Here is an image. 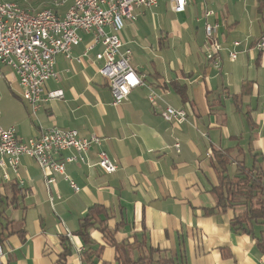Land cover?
Here are the masks:
<instances>
[{
	"label": "crops",
	"instance_id": "0c3cea01",
	"mask_svg": "<svg viewBox=\"0 0 264 264\" xmlns=\"http://www.w3.org/2000/svg\"><path fill=\"white\" fill-rule=\"evenodd\" d=\"M50 2L46 5L50 7H43V1L31 9L47 8L62 15L73 0ZM136 14L120 36L135 46L132 65L161 93L157 104L148 101L145 86L114 104L107 81L98 72L101 62L94 61L101 45L89 49L94 44L91 34H82L70 57H56L57 76L47 82L45 92L62 90L63 96L43 101L36 115L23 98L13 69L0 65L1 124L16 127L20 140L52 126L103 140L90 149V166L66 163V175L55 171L46 177L27 155L21 157L17 172L6 169L7 179L0 167V193L13 196L16 183L17 191L21 189L8 209L14 223L13 233L4 240L5 264H59L66 247L72 250L66 263L83 264L80 253L85 245L76 232L96 204L110 213L108 223L117 227L118 242L143 240L172 256L182 251L187 264H264L256 240L233 231L232 209L207 213L217 204L212 190L219 184L215 149L228 148L264 171V50L256 46L264 35V0H187L183 12L173 11L169 0H159L153 8L136 9ZM207 23L217 25L223 46L215 58L217 65L206 43ZM145 24L160 32L157 45H148L147 36L138 39ZM235 41L241 45L235 47ZM172 45L174 59H166L163 50ZM234 49L236 59L229 55ZM166 104L184 108L187 120H165L161 113ZM100 149L118 165L115 172L107 173L96 164ZM74 153L64 152L61 159ZM247 153L249 161L242 157ZM230 169L234 172L236 165ZM91 235L104 244L100 231L92 229ZM102 259L116 264L115 249L105 245Z\"/></svg>",
	"mask_w": 264,
	"mask_h": 264
},
{
	"label": "built area",
	"instance_id": "2783aa9c",
	"mask_svg": "<svg viewBox=\"0 0 264 264\" xmlns=\"http://www.w3.org/2000/svg\"><path fill=\"white\" fill-rule=\"evenodd\" d=\"M175 12L186 9L187 0H169ZM159 0H73L65 14L59 15L51 9L32 10L0 0V65L13 69L23 90V98L36 115L43 101L63 96L62 90L46 91L47 82L56 77L55 63L59 54L70 57L73 47L83 40V33L91 34L93 45L101 48L95 53L100 75L107 81L114 104L126 101L130 93L145 86L148 89V101L157 104L162 99L161 93L146 84L145 79L132 65V50L125 48L121 32L126 22L137 18L136 9L153 8ZM57 5H61L57 3ZM213 12L210 11L209 14ZM206 43L210 48V57L217 65L216 56L223 50L217 39V25L206 24ZM235 47L241 45L235 41ZM264 50V35L256 43ZM232 59L238 56L237 50H230ZM2 73L0 71V77ZM1 104V101H0ZM184 108H175L166 104L162 116L167 121L182 123L187 120ZM2 110L0 107V119ZM16 127L5 128L0 120V167L4 178H8L7 168L18 171L20 159L27 155L32 157L45 176L49 172L66 175V163H82L91 165L88 153L93 146H101L102 138L98 135L83 137L76 129H61L52 126L43 129L39 135L22 141L18 138ZM175 148L179 150L180 144ZM73 150L75 153L61 159L62 153ZM96 164L105 172L113 173L118 165L107 153L100 149ZM53 178H48L52 182ZM75 191L79 190L74 181H70ZM4 243H0V264H5Z\"/></svg>",
	"mask_w": 264,
	"mask_h": 264
},
{
	"label": "trees",
	"instance_id": "16d2710c",
	"mask_svg": "<svg viewBox=\"0 0 264 264\" xmlns=\"http://www.w3.org/2000/svg\"><path fill=\"white\" fill-rule=\"evenodd\" d=\"M177 89L184 96L182 87ZM252 125V118L248 115ZM253 129V125H252ZM216 171L219 184L213 187L217 204L207 213L234 211L231 220L233 231L246 233L256 240L258 249L264 254V171L258 164L248 165L238 155H233L232 150L226 148L214 150ZM232 164L236 170L231 171ZM16 183L13 196L0 193V243L13 233L14 219L8 214V209L13 207L18 200L21 189L17 191ZM111 215L108 210L99 204L92 206L81 219L76 234L85 245L81 255L83 264H111L102 259L105 245L115 249L116 264H187L184 252L172 256L167 251H162L147 245L143 240L135 239L133 242H118L115 235L117 227L108 223ZM96 229L103 235L104 244L97 242L91 235V230ZM65 239H63L64 243ZM62 253L59 264H67L66 257L71 253L66 247Z\"/></svg>",
	"mask_w": 264,
	"mask_h": 264
},
{
	"label": "rangeland",
	"instance_id": "374dc122",
	"mask_svg": "<svg viewBox=\"0 0 264 264\" xmlns=\"http://www.w3.org/2000/svg\"><path fill=\"white\" fill-rule=\"evenodd\" d=\"M5 1H9V2H13V3H15V4H17V5H19L20 7H22V8H25V7H30V9L31 8H33V6H32V4L34 5L35 3L36 4H39V3H42L43 1H45V3L44 4H42V6L43 7H50V6H46V5H50L49 4V2L51 1V0H5ZM53 1V0H52ZM51 3V2H50ZM40 7V6H39ZM161 19L159 18V20L158 21H160ZM135 21V20H134ZM129 22H131V23H133V21H129ZM161 22V21H160ZM126 23H128V22H126ZM146 26H144L143 27V32H141V33H139V32H137V34H138V39L139 40H142L143 39V41H144V37L145 36H147L148 38H147V42L149 43L148 45H150V44H155L156 43V45H157V38H158V36H159V34H160V32H156L155 33V31L153 30V27L152 26H150V25H148V24H145ZM144 33V34H143ZM142 34V35H141ZM129 44V43H128ZM126 44L125 43V48H131V50L133 49L134 50V44ZM143 44H146V43H143L142 42V45ZM170 44V42H167V45H169ZM171 47H173V45L172 46H167V48H166V51H164L163 50V53L165 54V58L166 59H174L173 58V53L171 52ZM133 50H132V52H133ZM147 51H145V52H143V54L145 55V57H146V55H147ZM147 91H148V89H147ZM130 96V95H129ZM241 116V118L242 119H244L243 118V116L242 115H240ZM242 145L244 146V145H246V140L244 141H242ZM242 157H246V161H249V155H248V153L245 155V156H242ZM241 157V158H242ZM8 214L9 215H11V211L9 210L8 211ZM14 215V214H13Z\"/></svg>",
	"mask_w": 264,
	"mask_h": 264
},
{
	"label": "clouds",
	"instance_id": "9594fccd",
	"mask_svg": "<svg viewBox=\"0 0 264 264\" xmlns=\"http://www.w3.org/2000/svg\"><path fill=\"white\" fill-rule=\"evenodd\" d=\"M246 239V238H245Z\"/></svg>",
	"mask_w": 264,
	"mask_h": 264
}]
</instances>
